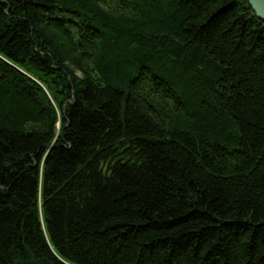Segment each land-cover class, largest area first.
Masks as SVG:
<instances>
[{"label":"trees","instance_id":"trees-1","mask_svg":"<svg viewBox=\"0 0 264 264\" xmlns=\"http://www.w3.org/2000/svg\"><path fill=\"white\" fill-rule=\"evenodd\" d=\"M0 264H264L247 0H0Z\"/></svg>","mask_w":264,"mask_h":264},{"label":"water","instance_id":"water-1","mask_svg":"<svg viewBox=\"0 0 264 264\" xmlns=\"http://www.w3.org/2000/svg\"><path fill=\"white\" fill-rule=\"evenodd\" d=\"M255 16L264 22V0H247Z\"/></svg>","mask_w":264,"mask_h":264}]
</instances>
